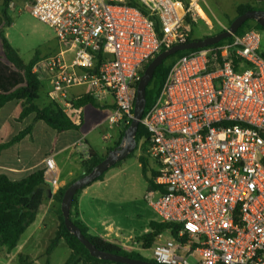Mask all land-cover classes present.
I'll return each mask as SVG.
<instances>
[{
  "label": "built area",
  "instance_id": "1",
  "mask_svg": "<svg viewBox=\"0 0 264 264\" xmlns=\"http://www.w3.org/2000/svg\"><path fill=\"white\" fill-rule=\"evenodd\" d=\"M29 1L31 15L50 26L64 48L48 64L49 96L78 124L82 109L75 102L83 95L70 98L72 89H86L84 95L97 101L110 97L111 121L129 124L147 65L190 38L186 17L209 26L200 0L188 7L178 0H137L145 12L127 0ZM141 123L149 133L144 156L154 166L145 199L159 223L168 225L149 249L151 260L264 264V57L258 31L181 56ZM76 149L89 157L84 139ZM44 179L58 188L53 157L45 161Z\"/></svg>",
  "mask_w": 264,
  "mask_h": 264
},
{
  "label": "rangeland",
  "instance_id": "2",
  "mask_svg": "<svg viewBox=\"0 0 264 264\" xmlns=\"http://www.w3.org/2000/svg\"><path fill=\"white\" fill-rule=\"evenodd\" d=\"M217 1L219 3H213L212 0H209L211 3H204L203 0H200V5L208 17L209 26L200 18H197V21L192 20L197 23L195 31L190 25L193 38L201 39L206 35L212 36L228 29L230 23L238 16L237 7L239 5L250 4L258 10H264V4L257 3L255 0ZM29 3V0H14L9 11L11 24L6 25L1 17V30L5 32L7 40L18 51L24 62L28 63L38 53L41 59V63L37 67L38 75H48V64L64 48L56 38L54 30L31 15ZM1 9L0 5V16L2 14ZM258 34L260 53L264 54V29L259 30ZM0 52H2L1 48ZM66 58L72 59V54H66ZM50 80L44 79L45 87L52 83ZM98 103L101 105L106 103L107 107L97 108L90 104L86 105L83 108L82 127L70 135L85 136L90 146L97 153L102 154L104 152L106 154L108 149L118 142V136L124 131L126 123L121 120L117 126L111 121L114 111L110 97H103ZM60 105L62 106L61 103ZM39 140H44V145H48V139L41 137ZM142 153V149L139 147L127 158L110 168L102 180L95 181L86 187L76 199L81 203L83 218L93 232L108 234L110 235L108 237L110 243L127 247L129 248L127 252L140 253L144 258L151 260V250H140L144 247L141 238L152 231L151 224L159 222V217L145 199L146 193L151 188L150 180H152L154 166L147 161L145 170L142 168L139 159ZM77 155L76 153L73 154L77 162L74 161L79 164L80 160ZM57 160L63 164L65 157H58ZM70 166L74 168L73 164L70 165L66 161L63 173H66ZM80 175L81 173L75 179ZM51 188L54 189L52 186ZM54 233L55 225L52 222L49 223L46 233H39L32 241L30 248L34 250L35 257H37L33 264H46L47 260H49V264H65L70 255V249L64 241L56 246L49 257L46 256L50 239L55 236ZM165 237L166 235H164Z\"/></svg>",
  "mask_w": 264,
  "mask_h": 264
},
{
  "label": "trees",
  "instance_id": "3",
  "mask_svg": "<svg viewBox=\"0 0 264 264\" xmlns=\"http://www.w3.org/2000/svg\"><path fill=\"white\" fill-rule=\"evenodd\" d=\"M178 1L182 2L185 7H188L191 2V0ZM260 1L264 0H255V2ZM13 2L14 0H0V5L2 7V14L0 16V48L3 51V57H0V108L10 101L24 100L23 110L20 115L21 119H24L30 114L35 113V119L37 121L41 120L45 122L49 127L55 129L58 133L73 129L78 130L82 124V116L80 123L77 124L73 119L68 117V115L64 112L63 107L57 101H54L50 97L47 102H43L41 100V93L45 86L43 81L39 78L38 73L35 71L36 66L41 61L39 54L36 53L28 63L24 62L18 51L15 50L7 40L5 32L1 30V17L4 19L6 25L11 24L9 11ZM127 2L129 5L140 8L143 12H145L143 6L138 3L137 0H127ZM256 9L257 8L254 5L242 4L237 7V12L238 15H241L249 10ZM186 22L189 25H192L195 31L197 23L193 22L189 16L186 17ZM249 29H255L259 31L263 30L264 27L255 21L249 20L237 31L235 35H243ZM206 37H209V35H206L201 39H205ZM232 38L233 37L222 40L217 45L231 41ZM201 39L193 38L192 32L187 43ZM164 50L166 49H163L162 51ZM195 51L197 50L178 52L177 54L166 59L164 64L157 67L154 72L153 79L150 81L146 90V109L144 114L147 113L160 94L166 77L168 76V73L174 63L181 56ZM262 56L264 57V54H262ZM137 85L138 83L136 84V87ZM89 104L97 108H106V106L99 104L98 101L92 98L89 94L81 96L75 102V105L81 109ZM131 122L132 121H130V123ZM130 123L124 126V131H122L121 135L118 136V142H116L113 147H110L108 152L120 146V143L124 137V132ZM32 129V125L29 126L27 129L15 136L10 142L1 145L0 150L10 147L13 144L21 141L25 136L32 132ZM148 136V130L142 123H140L136 136L137 147L135 150L140 147L142 152H145ZM108 152L101 155L90 149L89 157L82 162L83 173L78 178L68 183L65 187L60 188L53 195V198L58 204L57 217L59 219V226L55 237L50 241L46 251V256L49 257L56 246L61 241H64L71 251V254L65 264H114L110 261H104L92 257L86 247L79 241V239L67 230L61 211V201L66 189L74 181L91 172L97 164L104 160ZM143 153L139 159L142 163V168L145 170L147 160ZM44 171L45 168H39L26 178L19 181H12L6 175H0V250L5 248L8 252H11L17 247L27 228L35 222L40 207L46 200L49 199L50 196H52V193L50 192V190H52L51 185L46 183L44 179ZM105 174H103L96 181L102 180ZM152 184V180H150V187ZM84 189L80 190L75 195L72 209L77 203V196L81 194ZM72 209L70 213L71 220L77 227L80 228L84 236L89 239V241H91L98 249L109 253L126 256L132 259H139L154 263L152 260L144 258L140 253L127 252L122 247L114 243L107 242L98 236L90 234L88 228L82 224V222L76 220L73 217ZM151 227L152 231L141 238V240L144 242L143 249H150L154 245L157 237L160 234L165 233L168 229V225L161 224L159 222L152 223ZM46 264H49V260H47Z\"/></svg>",
  "mask_w": 264,
  "mask_h": 264
},
{
  "label": "crops",
  "instance_id": "4",
  "mask_svg": "<svg viewBox=\"0 0 264 264\" xmlns=\"http://www.w3.org/2000/svg\"><path fill=\"white\" fill-rule=\"evenodd\" d=\"M203 1L204 3H211L209 2V0ZM212 1L213 3H219V1L217 0ZM257 3L264 4V1H260ZM0 57H3V51L0 52ZM40 63L41 62H39L38 65ZM38 65L35 68L36 72H38ZM39 78L43 82L44 79H51L49 74L43 76L39 75ZM51 91L52 83L45 87L41 93V100L43 102H47L49 100V94ZM84 93V89L77 88L72 89L69 96L70 98H76L80 95H84ZM112 103V108L114 111L115 107L113 100ZM105 104L104 106L107 107V105ZM23 106L24 100H13L6 103L2 108H0V146L10 142L15 136H17L23 130L27 129L29 126L32 125L33 127L32 132L25 136L21 141L13 144L10 147L0 150V175H6L12 181L22 180L37 169L45 168V161L47 157H53L56 163L59 186L58 188L52 189V196H50L49 199L46 200L40 207L35 222L30 225L29 228H27V231L21 237L17 247L11 252H8L5 248H2L0 250V264H33L36 261L37 257H35V254L33 252L34 250L30 248L32 241L39 233L43 234L47 232L49 223L54 222V235H56L58 230V207L55 199L53 198V195L60 188L65 187L68 183L75 180V177L79 175V173H83L82 162L85 159L83 158V155L76 149V143L79 140L84 139L89 148L94 150L86 140L85 136L78 135L75 137L73 135H70L76 129L58 133L55 129L49 127L45 122L41 120L37 121L35 119V113H32L24 119H21L20 115L22 113ZM82 119L84 120L83 109ZM83 120L79 129L83 125ZM119 123L120 121L115 124L119 126ZM41 137L43 139H48L49 142L47 146L44 145V140H39L41 139ZM74 153L78 154L77 156L80 160L79 164L76 163L77 160L73 156ZM103 154L104 152L101 155ZM61 156L65 157V162L68 161L70 165L73 164L74 167L72 168V166H70L66 173H63L65 162L62 164L61 161L57 160L58 157ZM72 213L73 217L76 220H79L88 228L90 234L98 236L107 242H110V240L108 239L110 235L97 231L93 232L90 226L85 222L81 210V203L79 202V200L77 201L75 207L72 209ZM51 240L52 238L50 239V241ZM122 247L124 248V246ZM4 260H6V263H4Z\"/></svg>",
  "mask_w": 264,
  "mask_h": 264
},
{
  "label": "water",
  "instance_id": "5",
  "mask_svg": "<svg viewBox=\"0 0 264 264\" xmlns=\"http://www.w3.org/2000/svg\"><path fill=\"white\" fill-rule=\"evenodd\" d=\"M249 20L255 21L264 27V10H249L238 15L230 24L229 28L215 35L201 40H194L189 43H182L172 46L159 53L145 68L137 85L136 99L134 105V117L128 128L124 132V138L120 146L110 150L107 156L97 164L91 172L83 175L74 181L64 192L61 201V211L64 218V224L67 230L79 239L86 247L90 255L94 258L110 261L115 264H156L139 259H132L126 256L109 253L98 249L89 239H87L79 227L71 220L70 213L75 195L82 189L88 187L110 168L117 165L120 161L127 158L137 147L136 136L139 125L146 109V90L153 79L157 67L164 64L165 60L181 51L199 50L217 45L225 39L233 37L237 31ZM52 193V190H50Z\"/></svg>",
  "mask_w": 264,
  "mask_h": 264
},
{
  "label": "bare ground",
  "instance_id": "6",
  "mask_svg": "<svg viewBox=\"0 0 264 264\" xmlns=\"http://www.w3.org/2000/svg\"><path fill=\"white\" fill-rule=\"evenodd\" d=\"M199 13L204 19H206V20L208 19L207 15L205 14V12L202 9H199Z\"/></svg>",
  "mask_w": 264,
  "mask_h": 264
}]
</instances>
